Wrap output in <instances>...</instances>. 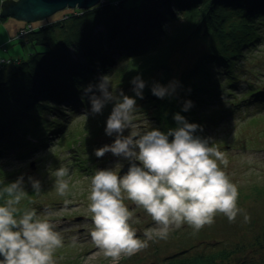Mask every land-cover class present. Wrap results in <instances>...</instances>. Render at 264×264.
<instances>
[{
	"label": "trees",
	"instance_id": "1",
	"mask_svg": "<svg viewBox=\"0 0 264 264\" xmlns=\"http://www.w3.org/2000/svg\"><path fill=\"white\" fill-rule=\"evenodd\" d=\"M180 14L184 15V23L174 29ZM71 19L73 28L57 21L41 24L27 35L17 37L33 45H44L42 50L32 53L33 56L18 59L0 56V158L27 159L39 146L48 144L50 133L59 136L61 119L56 118L54 124H49L44 114L48 110L52 113L61 110L67 116L80 107L89 106L87 97L82 95L83 86L95 83L97 75L110 71L115 54L120 60L146 59V66L153 61L144 69L130 68L126 82L132 87L130 81L138 73L147 81L143 99L146 102L144 109L140 108L151 112L156 128L161 131L177 127L173 119L176 113L196 123L193 113L201 108L215 107L230 111L231 116L239 107L264 103V89L239 73L246 49L263 40L264 0H119L116 4L111 0L75 14ZM97 25L103 28L95 30ZM55 26H61L63 33L53 44L47 37ZM191 40L202 41L206 50L186 72L179 74L171 65L173 57ZM148 67L149 70L162 68L158 79L144 77ZM7 69L9 74H6ZM212 74L213 81L221 88L214 84L199 91ZM123 75L122 70L118 77ZM220 75L228 76L230 85H236L233 88L240 93L225 90L223 85L227 80L223 82ZM173 79L181 83L175 95L158 99L151 94L154 82L166 85ZM127 92L134 95L131 88ZM60 100L70 105V112L59 107ZM185 100L193 103L186 112L182 111ZM90 124L86 129L97 126ZM201 126L206 129L204 134L212 129L205 124ZM92 133L88 130L86 134ZM4 173L0 167V189L5 186ZM27 191V194L34 192L32 186ZM256 194L264 199L260 190L257 189ZM3 203L4 199L0 198V205ZM33 203L31 201V205ZM217 244L193 245L167 255L160 264H264V229L249 243Z\"/></svg>",
	"mask_w": 264,
	"mask_h": 264
},
{
	"label": "rangeland",
	"instance_id": "2",
	"mask_svg": "<svg viewBox=\"0 0 264 264\" xmlns=\"http://www.w3.org/2000/svg\"><path fill=\"white\" fill-rule=\"evenodd\" d=\"M68 11L71 10H60L45 19L32 21L33 25L31 26L38 27L46 22L62 21V24L69 28L74 20L60 19ZM180 17L176 20L177 25L172 28L176 29L184 23V15L180 14ZM27 25H30L29 21L11 16L4 20L0 19V56L3 55L11 59L28 58L33 56L32 53L35 51L43 49V44L33 45L27 39H23V42L22 39L17 38L19 37L18 33H21L20 29ZM60 27L55 26L49 37L46 36L49 42L54 44L55 40L61 39L63 30ZM71 27L73 28L74 25ZM101 28L103 26L97 25L95 30L100 31ZM262 38L263 40L257 45L246 49L247 53L241 57L239 73L264 89V34ZM4 47L7 48V51H4ZM205 47L206 44L200 40L187 41L186 45L176 52L171 65L179 74L183 71L186 72L195 62L197 56L206 50ZM115 55L113 64L109 66L111 67L110 71L99 75L95 72L96 78L98 80L100 76L107 75L114 96L121 88L124 89L125 94L132 96L127 92L132 87L126 82L130 77V68L144 69L147 66L150 67L153 61L151 60L149 63L147 61L148 65L146 66V59L137 61L124 60L123 58L120 60L119 56ZM149 67L144 77L158 79L162 68L149 70ZM122 70L124 75L119 78V72ZM9 73L10 70L7 69L6 74ZM221 79L223 82L227 80L223 85L225 90L229 89L240 93L239 90L233 88L236 85H230L228 76L224 78L221 76ZM213 80L212 74L202 84L199 91L213 87L214 84L216 88L220 89L221 85L216 84ZM227 96L230 99V94ZM60 101L59 107L70 112V105ZM145 102L143 99L142 101L138 99L137 108L133 114V123L143 131L156 127V121L150 114L151 112L148 113L141 109ZM50 103L55 104L54 101ZM111 108L112 104H108L103 114L100 115L92 114L88 105L85 108L80 107L78 111L67 114V116H64V112L61 110L57 113L48 110L44 114L48 117L46 123L54 124L56 118L63 122L60 135L56 136L57 133H50L48 144L39 146V149L34 150L27 159L19 160L13 156L0 158V167L5 171L2 178L6 179L5 186L14 182L21 175L25 179V191L29 190L31 186L28 182L29 176L40 181L41 191L28 193L17 207L21 211L26 208H35L38 215L45 214L42 218H47L56 225V230L64 237V241L63 246L55 250V264H160L167 255L193 245L201 244V247L205 244L211 246L213 243L235 245L237 241L249 243L251 238L264 229V199L256 194L258 189L264 196V103L259 106L250 103L245 107H239L231 116L230 111H221L215 107L201 108L193 113L196 123L205 124L212 129L204 134L206 130L204 128L205 130L198 131L197 135L204 134V137H211L212 145L224 153L228 163L226 167L224 165L221 167L228 174L230 180L237 185L238 206L250 216V221L245 222L243 214H240L234 222H229L226 216L218 213L211 226L206 225L199 231L184 224L178 229L173 228L167 239L154 238L148 242V247L132 256L122 255L119 261L105 257L93 243L90 235L94 227L92 213L89 211L91 178L97 169L113 168L119 172L128 162L111 153L105 154L102 158H97L94 155L95 149L113 142L114 137L105 134L106 119ZM90 123L97 126L86 129ZM75 125H80V128H75ZM88 130H92L93 133L87 135ZM31 161L35 163L34 168ZM60 167L69 169V175L65 177L68 181V190L64 196H60L54 186L55 172ZM9 171L13 173L8 175ZM65 200L71 203L66 206ZM31 201L34 202L32 205ZM124 202L133 213V220L130 221L132 227L136 229L137 236L144 239L145 231L156 227L155 222L143 208L137 207L127 199ZM47 213H51V215H47Z\"/></svg>",
	"mask_w": 264,
	"mask_h": 264
},
{
	"label": "clouds",
	"instance_id": "3",
	"mask_svg": "<svg viewBox=\"0 0 264 264\" xmlns=\"http://www.w3.org/2000/svg\"><path fill=\"white\" fill-rule=\"evenodd\" d=\"M130 84L134 95L125 94L123 88L114 96L107 75L95 83L83 86L89 111L103 114L112 104L106 119L105 134L114 137L111 144L94 150L97 158L107 153L127 160L129 166L123 175L113 168L97 169L91 178L89 211L94 225L90 232L93 243L105 257L119 261L121 256H132L148 247L154 238L167 239L173 228L187 224L196 231L211 226L220 213L229 222L243 214L238 206L239 191L221 165L227 166L224 153L212 145L211 137L196 135L203 126L190 123L179 113L174 114L177 127L166 132L152 127L143 131L133 123L137 100L144 99L148 86L142 74L135 75ZM179 80L166 85L154 82L151 94L164 99L176 94ZM193 103L185 100L182 111H189ZM127 132V134H125ZM171 137V140H170ZM67 167L56 170L55 188L60 196L68 190ZM34 192L41 191V183L28 177ZM21 175L0 189V264H55V250L63 246L64 237L45 214L35 208L21 211L20 204L27 192ZM125 199L143 208L156 227L147 229L144 239L132 227L133 213ZM71 203L64 201L67 206ZM51 215V213H47Z\"/></svg>",
	"mask_w": 264,
	"mask_h": 264
},
{
	"label": "water",
	"instance_id": "4",
	"mask_svg": "<svg viewBox=\"0 0 264 264\" xmlns=\"http://www.w3.org/2000/svg\"><path fill=\"white\" fill-rule=\"evenodd\" d=\"M111 0H2L0 17H15L26 21H35L38 19H45L57 11L70 9L71 11L65 12L60 19L70 20L72 16L78 13H83L85 10L101 6ZM119 0L115 1L118 3ZM46 22L45 24H50ZM34 161L31 165L34 168ZM129 163L126 162L119 170L123 175L127 171Z\"/></svg>",
	"mask_w": 264,
	"mask_h": 264
},
{
	"label": "built area",
	"instance_id": "5",
	"mask_svg": "<svg viewBox=\"0 0 264 264\" xmlns=\"http://www.w3.org/2000/svg\"><path fill=\"white\" fill-rule=\"evenodd\" d=\"M33 25V23L31 22L30 25H27L25 27H23L22 29H20L21 33H18L19 36H25L29 33L30 30H32L33 28H35V26H31Z\"/></svg>",
	"mask_w": 264,
	"mask_h": 264
},
{
	"label": "bare ground",
	"instance_id": "6",
	"mask_svg": "<svg viewBox=\"0 0 264 264\" xmlns=\"http://www.w3.org/2000/svg\"><path fill=\"white\" fill-rule=\"evenodd\" d=\"M1 1V0H0ZM0 9H1V3H0ZM32 21H29V23H31Z\"/></svg>",
	"mask_w": 264,
	"mask_h": 264
}]
</instances>
